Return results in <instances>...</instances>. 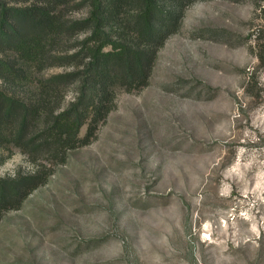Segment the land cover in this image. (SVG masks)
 <instances>
[{
    "label": "rangeland",
    "instance_id": "rangeland-1",
    "mask_svg": "<svg viewBox=\"0 0 264 264\" xmlns=\"http://www.w3.org/2000/svg\"><path fill=\"white\" fill-rule=\"evenodd\" d=\"M5 155L0 179L38 169ZM49 171L0 264H264V0H196L149 86Z\"/></svg>",
    "mask_w": 264,
    "mask_h": 264
},
{
    "label": "trees",
    "instance_id": "trees-1",
    "mask_svg": "<svg viewBox=\"0 0 264 264\" xmlns=\"http://www.w3.org/2000/svg\"><path fill=\"white\" fill-rule=\"evenodd\" d=\"M194 2L0 0L1 164L18 152L38 168L0 179V224L47 183L43 170L96 139L119 92L149 86L160 50ZM53 69L61 72L48 75Z\"/></svg>",
    "mask_w": 264,
    "mask_h": 264
}]
</instances>
